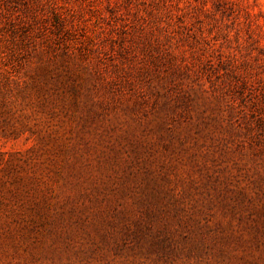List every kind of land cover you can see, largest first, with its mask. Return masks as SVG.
Segmentation results:
<instances>
[{
    "label": "rangeland",
    "instance_id": "374dc122",
    "mask_svg": "<svg viewBox=\"0 0 264 264\" xmlns=\"http://www.w3.org/2000/svg\"><path fill=\"white\" fill-rule=\"evenodd\" d=\"M0 264H264V0H0Z\"/></svg>",
    "mask_w": 264,
    "mask_h": 264
}]
</instances>
